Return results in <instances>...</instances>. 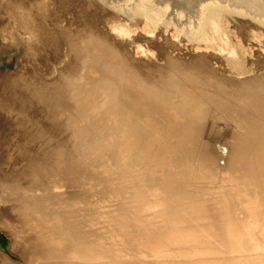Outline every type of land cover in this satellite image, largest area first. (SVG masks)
I'll list each match as a JSON object with an SVG mask.
<instances>
[{"label": "bare ground", "instance_id": "6f19581e", "mask_svg": "<svg viewBox=\"0 0 264 264\" xmlns=\"http://www.w3.org/2000/svg\"><path fill=\"white\" fill-rule=\"evenodd\" d=\"M12 1L0 0L12 4L0 49L22 50L24 67L0 92V223L13 240L0 264H264V50L236 76L165 29L214 40L226 11L250 39L264 0ZM141 16L154 35L115 33Z\"/></svg>", "mask_w": 264, "mask_h": 264}, {"label": "rangeland", "instance_id": "374dc122", "mask_svg": "<svg viewBox=\"0 0 264 264\" xmlns=\"http://www.w3.org/2000/svg\"><path fill=\"white\" fill-rule=\"evenodd\" d=\"M19 1H21V4L22 2H24L23 0H19ZM39 1L41 2L39 3ZM43 1L45 0H35L34 2L37 5L33 6L34 10L39 11V8L42 10L44 9L46 10L45 7L40 6L42 5V3H44ZM46 2L54 3L53 6L52 3H49L50 5L46 6L48 7L47 8L48 10L51 9L50 11L60 12L61 9L62 10L66 8L68 9L69 7L68 0H66V2L64 1L65 3L61 4L62 8H60V10H59V6L61 5L57 1L46 0ZM65 4H67V6ZM4 6H0V7H2L3 10L8 8L11 9L10 6H12V4L7 8L6 5ZM9 12H11V10H9ZM220 13L222 18V22H221L222 31H221V35L217 36L216 39L214 40H212V38L208 40H203L192 36L182 37L183 31L181 27L176 23H174L173 21H168L166 23L165 29L169 33H171L175 38L180 39L181 43L186 48H190L192 46L197 47L199 45L202 48L209 47L219 52L225 59L226 62L225 69L230 74L236 76H250L258 70V65H257L258 63L255 62L257 61L256 52L260 49L264 50V43H263L264 32L260 29H255L252 32L250 39L245 38L235 26L234 22L231 19L230 13L226 11H221ZM50 14L52 15V18H57L58 16H59L58 18L65 17L61 13H54V14L50 13ZM50 14H48L46 17L51 18V16H49ZM114 26H116L115 33H117L120 36H126V34L121 33V30L123 29L126 30L129 29L130 36H133L134 32L138 29H143L146 32H148V34L154 35L157 29V25L155 24V22L153 20H149L145 18L144 16H141V20L136 26H132V25L130 26L128 21L121 19L117 20ZM138 51L143 55H148L149 57L157 58V53H154L153 51L147 49L145 46H139ZM22 56H23V51L18 50L14 46L6 45L2 49H0V92L3 90L5 80L8 78V76L12 75L14 72H18V73L22 72L24 67L22 62ZM51 65L53 66L52 62H50V64L48 63L46 69L43 70L41 75H43L44 77L51 78L54 71L53 70L54 67L52 68ZM0 232L4 233L5 235V236L0 235V247L10 252L12 250L11 246L13 245L12 242L13 240L10 239V236L2 229L1 223H0ZM12 257L13 259H16L17 255L15 256L13 255Z\"/></svg>", "mask_w": 264, "mask_h": 264}, {"label": "water", "instance_id": "95a60500", "mask_svg": "<svg viewBox=\"0 0 264 264\" xmlns=\"http://www.w3.org/2000/svg\"><path fill=\"white\" fill-rule=\"evenodd\" d=\"M0 235H3V236H5V235H4V233H2V232H0Z\"/></svg>", "mask_w": 264, "mask_h": 264}]
</instances>
